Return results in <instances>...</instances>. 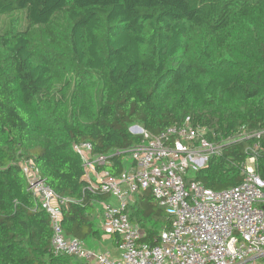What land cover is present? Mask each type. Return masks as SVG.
I'll return each mask as SVG.
<instances>
[{"label":"trees","instance_id":"1","mask_svg":"<svg viewBox=\"0 0 264 264\" xmlns=\"http://www.w3.org/2000/svg\"><path fill=\"white\" fill-rule=\"evenodd\" d=\"M27 26L20 29L16 13ZM10 14L0 34V264H86L55 254L50 217L28 189L24 163L35 164L61 197L67 237L104 235L98 202L73 149L89 141L111 154L190 117L220 142L239 129L264 127V0H0ZM255 139L225 143L188 180L222 190L239 185ZM256 170L264 180V153ZM155 245L171 219L151 190L127 210Z\"/></svg>","mask_w":264,"mask_h":264},{"label":"built area","instance_id":"2","mask_svg":"<svg viewBox=\"0 0 264 264\" xmlns=\"http://www.w3.org/2000/svg\"><path fill=\"white\" fill-rule=\"evenodd\" d=\"M130 131L143 139L118 152L125 163L119 175L105 169L110 154H95L89 141L73 145L84 165L87 189L107 196L100 201L102 230L118 249L117 257L67 237L62 226L64 209L80 201L59 196L35 164L22 165L28 189L50 217L55 254L71 255L86 264H264V180L256 170L258 154L264 153V127L252 133L243 127L219 143L190 117L157 134L140 125L131 126ZM246 138L255 141L242 163L245 175L239 185L214 190L187 179L191 170L221 155L225 143ZM127 155L132 156L130 167ZM147 189L171 219L155 245L143 240L145 231L127 212Z\"/></svg>","mask_w":264,"mask_h":264},{"label":"rangeland","instance_id":"3","mask_svg":"<svg viewBox=\"0 0 264 264\" xmlns=\"http://www.w3.org/2000/svg\"><path fill=\"white\" fill-rule=\"evenodd\" d=\"M16 16L19 18L20 22L18 27L20 29H24L27 26V20H26V16L23 12L19 11L18 13H16ZM11 15L10 14H3L0 15V34L2 33L3 30L7 29L9 26V22L11 20ZM137 125V124H135ZM118 153V152H117ZM111 155V154H110ZM126 161L130 167L131 162H132V156L131 155H127L126 156ZM98 209H100L98 211V221H101V216H102V206L100 203H98ZM87 247L92 248L94 250L97 251H101V252H111L113 254V257H117L119 251L116 248V246L110 241V237L107 236L105 233L104 235H102V238L99 240H87L85 241Z\"/></svg>","mask_w":264,"mask_h":264},{"label":"crops","instance_id":"4","mask_svg":"<svg viewBox=\"0 0 264 264\" xmlns=\"http://www.w3.org/2000/svg\"><path fill=\"white\" fill-rule=\"evenodd\" d=\"M110 241H111V239H110Z\"/></svg>","mask_w":264,"mask_h":264}]
</instances>
